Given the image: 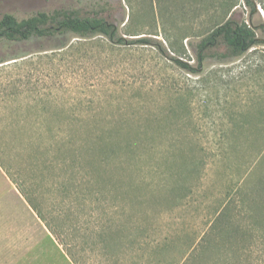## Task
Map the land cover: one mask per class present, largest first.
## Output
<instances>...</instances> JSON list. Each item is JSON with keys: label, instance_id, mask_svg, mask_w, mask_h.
Masks as SVG:
<instances>
[{"label": "rangeland", "instance_id": "374dc122", "mask_svg": "<svg viewBox=\"0 0 264 264\" xmlns=\"http://www.w3.org/2000/svg\"><path fill=\"white\" fill-rule=\"evenodd\" d=\"M223 1L230 4L218 12ZM252 3L253 10L244 0H164L160 18L154 0H0V18L100 14L127 40L152 41L115 47L68 34L65 47L0 46V60L18 57L0 64V132L8 130L0 144L44 217L0 166V264H169L223 205H239L240 187L251 190L264 176V161L256 167L264 146V0ZM223 13L260 42L225 60L223 47L213 49L198 66L197 44ZM75 128L83 145L93 131L105 139L115 131L105 141L132 142L135 154L124 149L97 167L82 150L71 163L78 144L65 141ZM44 160L59 166L46 169ZM120 228L121 248L109 252L97 235ZM167 238L175 249L158 251Z\"/></svg>", "mask_w": 264, "mask_h": 264}, {"label": "trees", "instance_id": "16d2710c", "mask_svg": "<svg viewBox=\"0 0 264 264\" xmlns=\"http://www.w3.org/2000/svg\"><path fill=\"white\" fill-rule=\"evenodd\" d=\"M154 3L159 9L158 15L163 18L161 6L164 7V0H154ZM244 3L253 10L252 0H244ZM229 4L230 1L220 2L217 7L218 12L220 10L223 11ZM207 28L206 33H204V36L197 44L198 66L208 57V52L213 49L223 47L224 52L220 54L219 58L225 60L241 56L260 42L246 23L227 17V13H223L219 22L207 25ZM68 34H74L79 38L100 36L108 44L115 47H127L133 44L152 45V41L145 37L127 40L119 35L113 22L100 14L80 16L74 11L56 10L51 13L37 12L21 20H17L10 14H4L0 18V46H6L8 49L44 41H54L59 43V46L65 47V38ZM159 52L162 56L164 55L163 48H159ZM16 59L18 57H6V59L0 60V64ZM171 60L184 69L190 70L187 64L182 63L178 59L173 58ZM5 130H1L0 135L7 134L8 130L6 132ZM10 130L13 133L16 132L13 128H10ZM112 132H108V136L112 137ZM82 134V129L75 128L69 132L70 138L68 140L65 141L63 139L66 146L69 144L77 146L78 144L76 151L72 150L69 153V155H73L71 163L72 161L74 162L76 152L82 150L86 158L88 160L91 159L89 166L94 161L97 167H102L108 159L119 158L124 149L125 154L129 157L135 154V145L132 142H127L120 146L119 143L105 141L111 137L105 139L107 137L97 131H93L89 139H87V143L85 142V145H83L82 142L77 141L82 139ZM21 136H26V134L21 133ZM72 140L75 142H72ZM3 148L9 149L5 142L0 144V166L11 182L18 186L24 200L37 216L43 220L44 217L35 206L33 192H27V187H24L26 181L21 183L20 177L7 165ZM261 148V152L257 156L256 167H260L262 164L259 165V163L264 161V146ZM49 161H42L46 169H53L59 166L55 161ZM48 165H50V168ZM248 185L244 188L240 187L238 192L239 205L233 204V202L223 205L213 215L201 236L196 241H192L179 256L172 257L169 264H264V255L258 254L260 249L264 251V176L257 180L253 189L249 190ZM62 188L65 189V186ZM142 230L139 229L138 231L143 234ZM121 232V228L114 233L112 231L109 233L99 232L97 236L99 237V242H102L101 246L108 251L110 250L109 252H112L115 248L120 249L122 240L119 236ZM158 245L155 246L158 248L157 250L166 253L175 249L174 246L176 244L170 238H167ZM71 250L66 247L67 255L70 256L73 262H76Z\"/></svg>", "mask_w": 264, "mask_h": 264}]
</instances>
